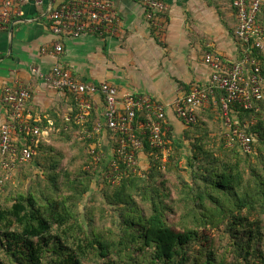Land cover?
<instances>
[{
  "label": "trees",
  "instance_id": "16d2710c",
  "mask_svg": "<svg viewBox=\"0 0 264 264\" xmlns=\"http://www.w3.org/2000/svg\"><path fill=\"white\" fill-rule=\"evenodd\" d=\"M262 12L263 3L256 23L264 30ZM235 41L241 61L246 47ZM248 56L263 79V98L249 110L230 105L248 153L227 144L220 90L196 111L195 124H184L185 158L167 120L162 149L141 137L137 161L142 152L146 168L117 160L119 134L104 125L92 97L78 120L79 99L67 93L71 110L51 126L28 117L29 99L23 117L41 132L52 130L51 137L31 144L30 137L13 136L16 173L6 180L0 168V187L13 178L16 185L31 182L7 205L0 202V264H264V48ZM104 130L113 136L110 160L98 145ZM28 147L34 155L22 163ZM3 160L9 156L0 153Z\"/></svg>",
  "mask_w": 264,
  "mask_h": 264
},
{
  "label": "crops",
  "instance_id": "0c3cea01",
  "mask_svg": "<svg viewBox=\"0 0 264 264\" xmlns=\"http://www.w3.org/2000/svg\"><path fill=\"white\" fill-rule=\"evenodd\" d=\"M109 1L119 20L118 35L64 37L59 57L41 53L55 41L45 21L44 6L35 4V0L16 6L12 19L0 27V123L8 118L3 90L15 84L30 91L28 117H42L51 126L71 110L67 93L50 88L45 81L58 63L78 81L108 82L120 97H150L165 106L166 120L186 155L185 125L176 117L173 103L195 88L209 87L211 71L203 61L206 54L224 66L238 60L232 0H161L166 9L157 17V31L136 0ZM261 23L264 27L263 19ZM92 100L102 118L101 98L94 96ZM51 131H42L47 141ZM113 144V136L102 131L98 145L107 160L111 159ZM138 158L139 165L146 168L145 155L141 152Z\"/></svg>",
  "mask_w": 264,
  "mask_h": 264
},
{
  "label": "built area",
  "instance_id": "2783aa9c",
  "mask_svg": "<svg viewBox=\"0 0 264 264\" xmlns=\"http://www.w3.org/2000/svg\"><path fill=\"white\" fill-rule=\"evenodd\" d=\"M25 0H0V27L7 25L16 13V6ZM35 4L44 6L47 22L55 41L51 46L42 48V54L59 57L63 51L62 38L77 39L83 34L99 37L117 36L119 20L109 0H35ZM147 13L145 18L153 26L160 29L156 14L166 9L161 0H136ZM264 0H232L236 12L237 26L235 37L246 47V54L241 61L224 66L212 55L204 56V63L210 69V85L208 88H195L188 95L173 103V111L185 125L196 123V111L202 108L214 96L215 90L223 92L221 112L229 146L236 144L242 152H250L247 137L233 125L230 105H237L244 110L252 108L253 103L263 98V79L259 68L249 59L251 49L263 50L264 30L256 23L260 6ZM254 68L249 72L245 64ZM49 87L78 97L80 113L78 120H83L90 109L88 98L99 96L104 100V125L119 134L115 154L117 160L127 166L135 167L137 152L142 149L141 137H146L151 146L163 148L162 124L166 120V108L150 97L134 95L119 96L117 89L108 82L84 83L76 80L71 73L56 63L45 77ZM4 103L9 106V121L0 123V153L9 156V160L0 162V168L9 178L14 170L16 149L13 146L15 135L34 138L42 135L37 126H31L23 117L25 103L30 99L29 91L20 85L6 87ZM146 117L145 122L142 118ZM100 126L97 127V131ZM34 155L30 147L23 149L19 158L27 163ZM117 170V165L112 164Z\"/></svg>",
  "mask_w": 264,
  "mask_h": 264
},
{
  "label": "rangeland",
  "instance_id": "374dc122",
  "mask_svg": "<svg viewBox=\"0 0 264 264\" xmlns=\"http://www.w3.org/2000/svg\"><path fill=\"white\" fill-rule=\"evenodd\" d=\"M212 141L209 142V146L212 145ZM186 157V155H184V158ZM13 173H16L15 170L12 171ZM42 172V170H36L37 174H40ZM7 185L4 187H0V202L3 203V205H7L10 201L11 198H13L16 195V192H24L26 188L30 187L31 182L28 179H24L23 183H20L19 185L17 184L16 179H12V181H8V183H6ZM4 184H2L3 186ZM39 187L43 188L44 185L41 184ZM4 188V189H3ZM171 219H173V217H170Z\"/></svg>",
  "mask_w": 264,
  "mask_h": 264
}]
</instances>
